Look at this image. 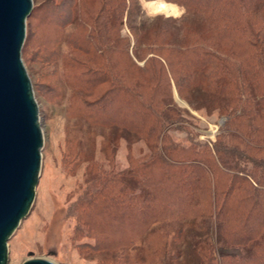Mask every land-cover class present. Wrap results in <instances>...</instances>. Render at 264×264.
Returning <instances> with one entry per match:
<instances>
[{
    "label": "trees",
    "instance_id": "obj_1",
    "mask_svg": "<svg viewBox=\"0 0 264 264\" xmlns=\"http://www.w3.org/2000/svg\"><path fill=\"white\" fill-rule=\"evenodd\" d=\"M166 1L183 7L179 22L134 23L137 0H101L103 20L82 33L72 0L68 24L81 38L67 40V85L80 101L96 95L84 105L107 129L105 150L120 132L147 148L127 153L122 169L96 168L82 205L103 224L87 245L99 264H264V0ZM123 12L130 49L118 31L105 36ZM173 87L193 109L224 117L214 145L165 134L182 111Z\"/></svg>",
    "mask_w": 264,
    "mask_h": 264
},
{
    "label": "rangeland",
    "instance_id": "obj_2",
    "mask_svg": "<svg viewBox=\"0 0 264 264\" xmlns=\"http://www.w3.org/2000/svg\"><path fill=\"white\" fill-rule=\"evenodd\" d=\"M51 1L32 0L26 44L27 73L43 124V185L7 246L8 260L9 264H21L28 258L40 256L55 264H99L100 255L87 244L94 242L93 230L103 223L92 215L93 211H87L82 205L87 198L84 195L89 190L87 186L92 176L97 174V167L122 169L127 153L140 158L147 148L142 138L120 132L115 146L104 149L103 139L109 137L107 129L93 122L100 116L96 112L94 115L95 109L84 105L85 99H93L96 95H87L80 101L73 95V87L67 85L70 77L67 72L71 71L67 61V40L81 38L68 24L70 15L71 18L74 16L70 10L73 2L65 0V5L57 8ZM137 1L139 10L131 8L133 16H129L134 23L153 18L177 23L184 11L180 5L166 0L156 1L171 5V11L152 9L150 3L155 0ZM79 2L80 8L76 13L82 22L83 33L96 18L103 20L105 12H100L101 0ZM128 27L126 13L123 12L117 26H109L105 36H110L111 30L118 31L125 39V47L130 49L132 38ZM107 44L102 45L107 47ZM73 53L74 56L79 54ZM51 56L55 57L53 65L47 63ZM144 60H138L137 65L143 67ZM172 92L173 106L175 102L182 111L178 122L168 126V134H165L180 142V146L188 145L189 139L198 144L214 145L224 117L215 111L195 110L178 96L174 87ZM114 108L118 109L117 104L112 105ZM106 228L105 232L109 229Z\"/></svg>",
    "mask_w": 264,
    "mask_h": 264
},
{
    "label": "water",
    "instance_id": "obj_3",
    "mask_svg": "<svg viewBox=\"0 0 264 264\" xmlns=\"http://www.w3.org/2000/svg\"><path fill=\"white\" fill-rule=\"evenodd\" d=\"M31 9L32 0H0V264L43 185V124L26 63Z\"/></svg>",
    "mask_w": 264,
    "mask_h": 264
},
{
    "label": "bare ground",
    "instance_id": "obj_4",
    "mask_svg": "<svg viewBox=\"0 0 264 264\" xmlns=\"http://www.w3.org/2000/svg\"><path fill=\"white\" fill-rule=\"evenodd\" d=\"M150 7L152 8V9H165V10H168V11H171L172 9V6L170 5H168V4H165L164 2H162V1H156L155 0V2H152V3H150Z\"/></svg>",
    "mask_w": 264,
    "mask_h": 264
},
{
    "label": "clouds",
    "instance_id": "obj_5",
    "mask_svg": "<svg viewBox=\"0 0 264 264\" xmlns=\"http://www.w3.org/2000/svg\"><path fill=\"white\" fill-rule=\"evenodd\" d=\"M173 7H175V6H173Z\"/></svg>",
    "mask_w": 264,
    "mask_h": 264
}]
</instances>
